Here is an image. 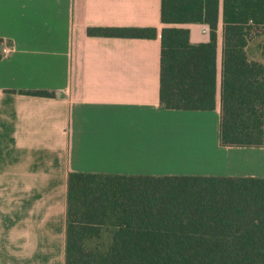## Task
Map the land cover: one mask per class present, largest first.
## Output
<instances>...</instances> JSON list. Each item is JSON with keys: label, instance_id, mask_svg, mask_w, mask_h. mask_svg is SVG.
<instances>
[{"label": "crops", "instance_id": "obj_1", "mask_svg": "<svg viewBox=\"0 0 264 264\" xmlns=\"http://www.w3.org/2000/svg\"><path fill=\"white\" fill-rule=\"evenodd\" d=\"M161 4L0 0V264H65L70 173L264 178V147L220 144L222 22L216 110L162 107V30L199 44L209 28L163 24ZM96 27L157 36H89ZM38 91L55 96L27 94Z\"/></svg>", "mask_w": 264, "mask_h": 264}, {"label": "trees", "instance_id": "obj_2", "mask_svg": "<svg viewBox=\"0 0 264 264\" xmlns=\"http://www.w3.org/2000/svg\"><path fill=\"white\" fill-rule=\"evenodd\" d=\"M161 20L209 28L199 44L187 28L162 30V107L216 110L222 22L220 144L264 147V0H162ZM87 33L157 36L155 28ZM65 264H264V178L70 173Z\"/></svg>", "mask_w": 264, "mask_h": 264}, {"label": "built area", "instance_id": "obj_3", "mask_svg": "<svg viewBox=\"0 0 264 264\" xmlns=\"http://www.w3.org/2000/svg\"><path fill=\"white\" fill-rule=\"evenodd\" d=\"M13 51H14V47L12 45L11 46H4L3 50H2V54H3V56H8Z\"/></svg>", "mask_w": 264, "mask_h": 264}, {"label": "rangeland", "instance_id": "obj_4", "mask_svg": "<svg viewBox=\"0 0 264 264\" xmlns=\"http://www.w3.org/2000/svg\"><path fill=\"white\" fill-rule=\"evenodd\" d=\"M259 58H260V57H259ZM259 58H258V59H259ZM263 62H264V60H263Z\"/></svg>", "mask_w": 264, "mask_h": 264}]
</instances>
